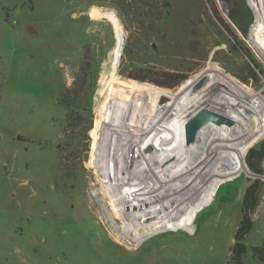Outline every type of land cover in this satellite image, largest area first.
<instances>
[{
    "label": "rangeland",
    "instance_id": "obj_1",
    "mask_svg": "<svg viewBox=\"0 0 264 264\" xmlns=\"http://www.w3.org/2000/svg\"><path fill=\"white\" fill-rule=\"evenodd\" d=\"M168 2L167 15L161 0H0V264H230L244 196L260 181L245 240V263L259 264L251 249L264 245V174L249 169L247 155L264 131L246 150L250 175L222 185L193 231L129 248L94 207L101 114L127 82L174 95L213 66L227 84L253 83L264 97V48L247 42L262 15L257 0ZM205 116L214 113L193 120Z\"/></svg>",
    "mask_w": 264,
    "mask_h": 264
},
{
    "label": "bare ground",
    "instance_id": "obj_2",
    "mask_svg": "<svg viewBox=\"0 0 264 264\" xmlns=\"http://www.w3.org/2000/svg\"><path fill=\"white\" fill-rule=\"evenodd\" d=\"M257 2L262 15L247 42L263 49L264 0ZM259 36L263 38L255 41ZM114 64L111 76L118 80ZM204 73L174 95L127 82V89L115 93L116 101L101 114L106 117L105 138L90 166L99 188L94 207L121 245L139 248L165 231H193L196 218L222 185L243 172L250 175L245 154L264 131V97L253 83L240 86L229 77L227 84L217 67ZM202 79L206 82L198 88ZM222 84L226 91L219 88ZM205 109L214 116L189 139L184 128ZM205 143L210 147L200 151ZM119 229L124 232L116 234Z\"/></svg>",
    "mask_w": 264,
    "mask_h": 264
},
{
    "label": "trees",
    "instance_id": "obj_3",
    "mask_svg": "<svg viewBox=\"0 0 264 264\" xmlns=\"http://www.w3.org/2000/svg\"><path fill=\"white\" fill-rule=\"evenodd\" d=\"M146 7L151 6L152 2L155 0H145ZM164 3V8L167 11V15L170 11V3L168 0H161ZM183 80L178 82V85L181 84ZM89 106H92V102L89 101ZM79 122V119H77ZM90 129V128H89ZM247 165L249 169L258 174L263 175V167H264V141L261 145V148H253L249 151L247 155ZM260 181H256L252 183L246 191L243 200V209H242V219L238 225L237 231L235 233V244L231 248L230 264H246L245 259L249 252L248 246L245 243L247 236L253 229V220L251 218V214L256 211L261 203V198L259 195V187ZM251 254L253 255L254 259L259 264H264V245L253 247L251 249Z\"/></svg>",
    "mask_w": 264,
    "mask_h": 264
},
{
    "label": "water",
    "instance_id": "obj_4",
    "mask_svg": "<svg viewBox=\"0 0 264 264\" xmlns=\"http://www.w3.org/2000/svg\"><path fill=\"white\" fill-rule=\"evenodd\" d=\"M225 2V0H219V2ZM232 21L239 25L238 21L234 17H232ZM31 31H34L33 28H30ZM242 33H245V30H241ZM212 119V116H205V117H200L196 120H193L190 124L187 125V136L189 139H191L196 132L198 131L199 128H201L204 124L209 122ZM236 242V240H234Z\"/></svg>",
    "mask_w": 264,
    "mask_h": 264
}]
</instances>
